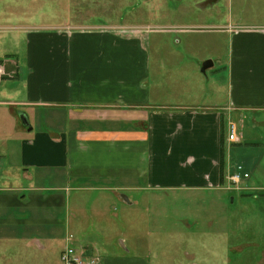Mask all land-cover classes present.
Listing matches in <instances>:
<instances>
[{
  "label": "crops",
  "instance_id": "0c3cea01",
  "mask_svg": "<svg viewBox=\"0 0 264 264\" xmlns=\"http://www.w3.org/2000/svg\"><path fill=\"white\" fill-rule=\"evenodd\" d=\"M228 22V61L211 76L217 61L203 71L205 62L182 47L183 38L175 39L179 47L152 53V42L163 44L177 32L171 29L154 39L69 26L28 32L26 71L1 64L9 73L4 80L22 73L10 90L0 80V157L15 150L21 169L10 187L8 171L0 170V225L21 230L16 238L25 247L55 251L48 264H63L68 238L99 264H161L145 252L141 238L150 223L136 220V207L165 200L173 205L167 210L178 211L176 200L198 195L224 206L229 175L242 165L251 178L264 158V137H244L242 130L251 123L263 133L255 116L264 113L248 114L264 112V23ZM231 122L242 140L228 139ZM205 214L201 233L216 234L205 237L206 245L218 250V263L230 261L235 252L221 256L233 229L216 219L218 207ZM203 261L194 256L181 264Z\"/></svg>",
  "mask_w": 264,
  "mask_h": 264
},
{
  "label": "rangeland",
  "instance_id": "374dc122",
  "mask_svg": "<svg viewBox=\"0 0 264 264\" xmlns=\"http://www.w3.org/2000/svg\"><path fill=\"white\" fill-rule=\"evenodd\" d=\"M229 18L235 24L264 23V0H0V67L8 61L7 67L11 62L26 71L28 32L69 26L72 30H111L124 37L133 31H141L152 39L158 38L160 31L175 30V34L163 37V44L158 40L153 41L152 53L163 46L179 47V43L174 44L175 39L183 38L182 47L192 49L197 54L199 63L203 65L204 62L213 60L218 62L215 67L207 70L208 76H211L213 70L220 69L215 72L217 75L223 70L220 60L228 61L229 36L222 32L225 27L228 28ZM231 27L235 26H229ZM227 61L224 70L228 69ZM21 73L17 77L13 76L15 78L4 80V76L9 73L3 70L0 80H4L3 84L10 90L11 85H19L17 82L21 79ZM223 98L224 103H227L226 96ZM253 113L264 112L252 110L248 115L252 116ZM255 117L264 125V116ZM11 120L13 119L9 121ZM3 124L4 121L0 119V125ZM251 126V123L243 124L244 137H264V126L261 125L263 133L257 129L252 131ZM7 137V148L13 149L14 137ZM262 144H258L261 145L260 148L264 146ZM2 153L3 150H0V154ZM17 157L15 150L0 157V170L4 167L9 173L8 184H5L8 187L18 183L17 176L21 169ZM253 167L250 183L243 184L240 190L230 189V202L226 201V197L224 206L203 195L179 198L176 200V207L181 208L178 211L171 208L167 210L173 205L165 200L160 204L148 200L143 206H135L139 208L136 209L137 213L135 211L136 220L141 217V222H147L149 219L150 226H147L141 238L144 240L145 252L150 251L148 258L156 261L159 255L158 261L161 264L189 263L194 256L196 260H204L205 264H264V158L261 157L258 165ZM212 207H218L220 215L216 219L226 218L228 227L233 229L227 234L229 244L222 247L221 256L224 259L235 252L231 254L230 261L218 263L215 257L218 250L206 245L205 238L216 234L200 231L209 217L205 211ZM187 220L196 224L192 225L194 230L187 228ZM20 233L21 230H16L15 227L0 225V235H7L0 239V264H48V261L56 260L53 250L44 251L37 245L25 247L22 244L24 241L16 238ZM119 244L123 248L121 242ZM140 249L144 251L142 247Z\"/></svg>",
  "mask_w": 264,
  "mask_h": 264
},
{
  "label": "built area",
  "instance_id": "2783aa9c",
  "mask_svg": "<svg viewBox=\"0 0 264 264\" xmlns=\"http://www.w3.org/2000/svg\"><path fill=\"white\" fill-rule=\"evenodd\" d=\"M3 73V68L0 67V75ZM228 139L231 142L240 140L238 126L231 122L228 127ZM250 178L249 173L245 172L242 165L236 167V171L229 175V188L233 190L242 189L243 184ZM67 245L61 253V261L63 264H99L98 258L90 256L84 248L75 245L71 238L67 239Z\"/></svg>",
  "mask_w": 264,
  "mask_h": 264
},
{
  "label": "water",
  "instance_id": "95a60500",
  "mask_svg": "<svg viewBox=\"0 0 264 264\" xmlns=\"http://www.w3.org/2000/svg\"><path fill=\"white\" fill-rule=\"evenodd\" d=\"M211 66H213V62L212 61H207V62H205L202 70L203 71H206V69L209 68V67H211Z\"/></svg>",
  "mask_w": 264,
  "mask_h": 264
}]
</instances>
